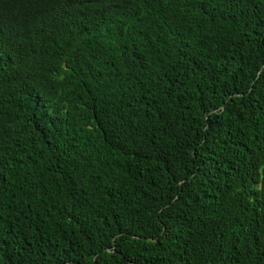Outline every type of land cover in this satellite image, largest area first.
Here are the masks:
<instances>
[{"label": "trees", "instance_id": "1", "mask_svg": "<svg viewBox=\"0 0 264 264\" xmlns=\"http://www.w3.org/2000/svg\"><path fill=\"white\" fill-rule=\"evenodd\" d=\"M0 264H264V0H0Z\"/></svg>", "mask_w": 264, "mask_h": 264}, {"label": "clouds", "instance_id": "2", "mask_svg": "<svg viewBox=\"0 0 264 264\" xmlns=\"http://www.w3.org/2000/svg\"><path fill=\"white\" fill-rule=\"evenodd\" d=\"M95 23H96V20L94 18H91L90 23L89 24L86 23L85 25L88 27V26L93 25Z\"/></svg>", "mask_w": 264, "mask_h": 264}]
</instances>
